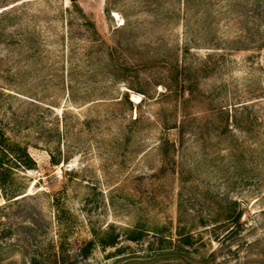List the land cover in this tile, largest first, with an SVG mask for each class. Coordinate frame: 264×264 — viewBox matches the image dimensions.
I'll return each instance as SVG.
<instances>
[{
    "label": "rangeland",
    "instance_id": "rangeland-1",
    "mask_svg": "<svg viewBox=\"0 0 264 264\" xmlns=\"http://www.w3.org/2000/svg\"><path fill=\"white\" fill-rule=\"evenodd\" d=\"M75 1L85 17L70 0H0V119L36 163L17 174L28 197L8 208L14 232L0 240V264L78 252L91 230L111 226L118 244L77 264H202L211 254L219 264H264V21L245 39L235 23L256 1L196 3L207 29L193 26L190 37L204 44L217 35V54L203 45L183 52L178 0ZM209 53L217 57L207 63ZM86 90L106 100L81 107ZM241 102L254 104L238 113L240 125L250 115L260 126L221 135L215 110ZM181 109L194 118L174 149L163 127L180 121ZM228 201L240 205L239 229L220 225ZM181 219L196 247L178 260L149 253L156 232L177 240ZM139 222L152 232L128 241Z\"/></svg>",
    "mask_w": 264,
    "mask_h": 264
},
{
    "label": "trees",
    "instance_id": "trees-1",
    "mask_svg": "<svg viewBox=\"0 0 264 264\" xmlns=\"http://www.w3.org/2000/svg\"><path fill=\"white\" fill-rule=\"evenodd\" d=\"M180 2V10L179 13L182 12V22H183V28H184V34L186 36V44L183 48V52L186 54L191 53L194 49H200L201 46H205V49L211 50L213 54H217L218 52H221L223 49L219 48L220 46L216 45L219 41L214 37H206L204 40V44L202 42L197 43L198 40L194 37H190V30L191 27L202 26L201 30L203 29L205 32V29H207L204 19V12H195V6L199 4V7H207V3H204V0H178ZM215 1V4H212V7L219 6L222 2L220 0H213ZM250 2L256 1L257 5L255 4L253 6V9L247 13L243 14L242 9L240 10L241 17L236 18V25L240 27V33L239 36L240 39H245V34L248 32L246 29L249 25H252L254 27V31H261V27L264 25H260L259 23L263 20L264 21V0H240V4H247ZM70 2L75 5L74 7L77 8V10L81 13L83 17H85V14L83 10L76 5L75 0H70ZM182 2V4H181ZM219 3V4H218ZM250 6V5H249ZM200 7V8H201ZM242 7V6H241ZM70 8H67V11ZM196 13H199L196 18H194V15ZM218 18L222 15H225L222 12L217 11ZM243 14V16H242ZM197 15V14H196ZM195 15V16H196ZM216 15V14H215ZM5 16V15H3ZM222 18V17H221ZM220 25V24H218ZM253 31V30H252ZM208 34V32H207ZM216 40H215V39ZM28 40L25 38L23 39V43H26ZM217 41V42H216ZM209 43H212L213 46H210ZM190 45H194V47H191ZM209 47V48H208ZM213 54H208L205 56V61L207 63H210L214 60L215 56ZM223 58V57H222ZM223 63L226 64V59H222ZM205 63V62H204ZM212 64V63H211ZM216 65V64H215ZM218 65V64H217ZM179 66V65H178ZM176 67L177 75L181 74L182 72L179 71V67ZM185 70H183L184 72ZM75 79L71 78L69 80L68 87V97L71 98L72 105H78L75 101L77 94L75 92V88H77V82H74ZM90 82V81H89ZM87 85L83 86L84 89L91 88V84L87 82H84ZM62 87H65V80H61ZM98 87V85L96 86ZM84 91L82 93V105L81 107H86L88 105L93 104H99L102 100H106L104 98L94 99L93 96H91L89 93ZM192 88H189V94H191ZM5 95V94H4ZM78 97V96H77ZM16 100L22 99L18 95L14 97ZM81 99V98H80ZM20 101V100H19ZM183 101V109L186 105ZM34 104L35 102H31ZM252 102H241L236 104L232 112H230L227 108V106H221L218 108L216 113L218 114L219 118V126L220 130H222L223 136H227V134H232L234 137V133H229V128L236 127L237 129H241V131H247L250 132L255 126L259 127L258 124L259 121H262V119L258 116L254 117L251 120V116L247 115L245 118L246 127L240 125L238 122V113L241 112V114H247V110H249V106L253 105ZM253 107V106H252ZM182 110V109H181ZM183 114L181 115L180 121L175 122L174 125H169L166 127H163V131L167 133L174 132L171 136L169 134H166L165 136H170L166 139L168 141L169 138L172 139V147L175 149L177 146V143L179 142L180 145H182L183 138L185 136V128L188 122L194 118V116H191L189 113H186L184 110H182ZM243 112V113H242ZM203 120L205 118H202ZM142 121V117L140 115H137L135 119H132V124L137 126ZM242 124V123H241ZM256 124V125H254ZM11 123L7 121L6 124H4V120L0 119V240L7 238L12 235L14 232L13 225L9 223L10 217L8 216V208L15 205L18 201L23 200L28 197L27 190L28 187L25 186V184L21 183L18 179V175L20 172H28L35 170L36 163L32 159L29 148L27 144H23L19 141L13 140L9 134L7 133L6 129L10 127ZM16 127V125H15ZM260 142V141H259ZM259 142H257L259 144ZM175 156V155H174ZM264 157V152L260 153L258 157ZM180 174V172L178 173ZM239 203L236 201H228L223 209L224 218L220 220V225H222L226 230H235L236 228H240L241 221H242V214L239 210ZM183 220L179 222V229L176 233L177 240L172 239L171 237H166L161 232H156L154 234V240H157L156 242L149 243L148 252L154 253L156 256L163 257L165 259H181L182 252L188 250H193L196 245L198 244L199 238L192 232L191 228L187 232V228ZM215 223H219L217 220H214ZM147 223L146 222H139V224H136L134 227H131L128 229V235L126 236V239L133 243H140L144 241V238L148 235H150V232L147 230ZM236 227V228H235ZM230 228V229H229ZM238 228V229H239ZM237 229V230H238ZM91 238L89 240H86L83 242L81 248L78 250V252H73L71 254H64L61 252L56 253L53 258H46L43 263L39 262L37 260V257H34L31 260L30 264H77V262L80 260H86L88 259L92 252L98 248H113L118 244V241L120 239V234H117L113 228V226L109 227L106 230H91ZM156 238V239H155ZM175 244H174V243ZM158 246V248H156ZM156 248V249H155ZM193 253H199L195 250ZM213 254L210 255V258H204L202 260V264H219L215 259H213Z\"/></svg>",
    "mask_w": 264,
    "mask_h": 264
},
{
    "label": "water",
    "instance_id": "water-1",
    "mask_svg": "<svg viewBox=\"0 0 264 264\" xmlns=\"http://www.w3.org/2000/svg\"><path fill=\"white\" fill-rule=\"evenodd\" d=\"M136 98V97H135ZM137 99V98H136Z\"/></svg>",
    "mask_w": 264,
    "mask_h": 264
}]
</instances>
